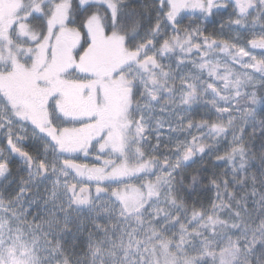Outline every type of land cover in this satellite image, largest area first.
<instances>
[{
	"label": "snow or ice",
	"instance_id": "snow-or-ice-1",
	"mask_svg": "<svg viewBox=\"0 0 264 264\" xmlns=\"http://www.w3.org/2000/svg\"><path fill=\"white\" fill-rule=\"evenodd\" d=\"M0 181V264H264V0H0Z\"/></svg>",
	"mask_w": 264,
	"mask_h": 264
},
{
	"label": "flooded vegetation",
	"instance_id": "flooded-vegetation-1",
	"mask_svg": "<svg viewBox=\"0 0 264 264\" xmlns=\"http://www.w3.org/2000/svg\"><path fill=\"white\" fill-rule=\"evenodd\" d=\"M209 28H211V25H209ZM20 162L19 159H16L12 163V172L8 174L7 177L4 178L5 181L11 180L12 183L17 181L20 176L24 175L25 170L19 166ZM4 181H0V183H3Z\"/></svg>",
	"mask_w": 264,
	"mask_h": 264
},
{
	"label": "trees",
	"instance_id": "trees-1",
	"mask_svg": "<svg viewBox=\"0 0 264 264\" xmlns=\"http://www.w3.org/2000/svg\"><path fill=\"white\" fill-rule=\"evenodd\" d=\"M197 119H199V117H197ZM260 158H261L260 153H259V152H256V160H257V162H259ZM208 164H209V165L211 164V161H210V160L208 161ZM197 167H199V163L192 165V168H193L192 170L195 171V169H196ZM222 170H223V165H219V166L215 169V171H217V172H220V171H222ZM17 181H18V180H17ZM17 181L13 182V184L17 183Z\"/></svg>",
	"mask_w": 264,
	"mask_h": 264
}]
</instances>
